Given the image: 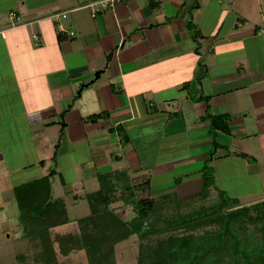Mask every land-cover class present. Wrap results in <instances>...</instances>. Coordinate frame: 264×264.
Returning <instances> with one entry per match:
<instances>
[{"label": "crops", "instance_id": "crops-1", "mask_svg": "<svg viewBox=\"0 0 264 264\" xmlns=\"http://www.w3.org/2000/svg\"><path fill=\"white\" fill-rule=\"evenodd\" d=\"M101 1L0 0L2 210L15 200L12 173L31 166L25 157L46 131L60 156L88 145L89 159L73 165L77 180L56 169L67 193L72 184L97 191L100 173L124 171L149 175L151 197H195L214 150L219 187L241 205L263 201L264 28L252 14L259 6L264 14L262 2ZM101 112L108 117L87 120ZM220 114L230 130L217 132L215 147L211 120Z\"/></svg>", "mask_w": 264, "mask_h": 264}, {"label": "trees", "instance_id": "trees-1", "mask_svg": "<svg viewBox=\"0 0 264 264\" xmlns=\"http://www.w3.org/2000/svg\"><path fill=\"white\" fill-rule=\"evenodd\" d=\"M188 26L194 30L191 23ZM107 117L106 112H101L87 120L97 122ZM229 121L227 114L212 115L215 147L217 132H229ZM110 130L115 131L113 127ZM58 148L59 141L52 156L54 165ZM213 154L214 150L203 165V186L197 196L208 195L215 187L222 196L215 204L166 214L168 209L177 210L180 203L198 197L169 202L166 195L160 199L149 195L147 174L131 178L124 171L104 172L99 174L100 188L85 194L90 213L77 219L79 231L56 232L53 237L52 229L70 221L64 198L53 195L52 178L57 173L54 167L46 175L13 187L19 216L23 225L29 227V234L40 240L42 256L48 262L56 259V242L61 255L85 250L87 264H116L115 246L137 234V264H264V200L241 205L239 199L221 190L210 165ZM119 182L122 184L118 188ZM117 202L122 210L130 206L135 215L125 217L115 205ZM253 230L260 233L257 238L249 234Z\"/></svg>", "mask_w": 264, "mask_h": 264}, {"label": "rangeland", "instance_id": "rangeland-1", "mask_svg": "<svg viewBox=\"0 0 264 264\" xmlns=\"http://www.w3.org/2000/svg\"><path fill=\"white\" fill-rule=\"evenodd\" d=\"M260 1L262 2L264 8V1ZM252 14L254 15L253 21L257 22L262 28H264V14H262L260 6L259 8L255 7L254 13ZM47 134L49 133H47L46 131L43 133V135H40L39 133V135L35 136V146L33 148L34 151L31 154L29 153L28 157H25V162L30 163L31 166H29L27 169H20L19 171L13 172L11 176L13 184H18L24 181H29L33 178H37L49 172L54 167H56V169L58 170L62 168L61 170L63 173V177L66 179L67 183H72L74 182V180L78 179L76 175L78 170L76 171L73 168V165L79 159H89V152L86 148L88 145L84 147L81 146L78 150L76 149V147L74 152H67L66 155L64 154L60 156L58 154V156L56 157V165H54V160L51 158V156L54 152V145L58 141V138H55L54 135L51 136V134ZM121 136L123 137L122 131ZM66 148L67 147L63 145L61 147V150H65ZM178 153L179 152H176L175 154ZM12 156L15 158L14 154ZM40 159H44L45 163H39ZM61 161H63L62 165H60ZM86 161L88 162V160ZM15 165V163H12V166ZM52 181L53 193L54 195L63 196L66 202L65 204L67 207L68 215L70 217V221L67 224L52 229V236L54 237L56 232L66 233L68 231H79L80 227L77 219L84 217L90 213L89 202L84 191H80L81 186L79 184L78 186L72 184L70 188L71 192L67 193L66 189L61 183L62 181L59 173L52 178ZM121 184L122 182H119L118 188ZM216 184L219 187V180L217 179ZM211 189L212 192H210L208 195L201 194L197 196L198 198H196V200L194 199L192 201H187L183 204L180 203V207H177V210L175 208L168 209L166 214H171L178 210L189 212L192 211L193 207L200 204H215V201L219 200L222 196L218 194L220 192L219 190L215 191V187ZM72 190L74 193L79 192L81 197L75 199L72 195ZM224 192L229 196L231 194L229 191ZM248 198L250 197H245L243 200H248ZM249 204L251 203L244 205ZM115 205L118 206L121 214L124 213L125 217L130 218L135 215V212L131 210L130 206V208L125 211L122 210V205L120 202H117ZM2 206L3 204H0V264H87L88 258L85 250L74 251L68 255H61L59 252L58 244L56 242L54 243V249L57 253L56 259L55 261L48 262L42 256L43 250L40 240L38 238H34L33 235H30L28 232L29 227L23 225V222L19 216V208L15 200L12 199L11 203L8 204L7 209L5 210H2ZM162 215H164V212ZM249 234L251 235V237L253 236L255 238L260 235V233H258V230H253ZM139 243L140 238L137 234H132L129 238L120 241L115 246L116 264H137L139 256Z\"/></svg>", "mask_w": 264, "mask_h": 264}, {"label": "built area", "instance_id": "built-area-1", "mask_svg": "<svg viewBox=\"0 0 264 264\" xmlns=\"http://www.w3.org/2000/svg\"><path fill=\"white\" fill-rule=\"evenodd\" d=\"M119 1H123V0H102L101 4L102 7L108 8V7H113L115 5V3L119 2ZM58 14L53 15V19L58 20ZM63 16H66V13H63ZM9 18L13 21V22H19L21 21V17L14 11H10L9 12ZM59 30H64V27L60 24L59 25ZM71 35H74V32H70Z\"/></svg>", "mask_w": 264, "mask_h": 264}]
</instances>
